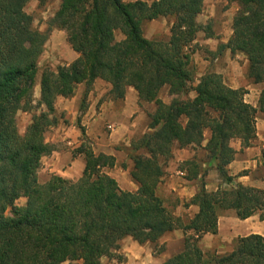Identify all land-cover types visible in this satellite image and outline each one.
Returning <instances> with one entry per match:
<instances>
[{
    "label": "trees",
    "instance_id": "1",
    "mask_svg": "<svg viewBox=\"0 0 264 264\" xmlns=\"http://www.w3.org/2000/svg\"><path fill=\"white\" fill-rule=\"evenodd\" d=\"M28 1L0 0V264H106L105 257L123 260L118 252L124 238L157 244L175 229L185 234L184 248L161 264H264L260 234L238 237L225 254L205 252L199 243L205 234L218 233L220 210L234 209L241 219L259 213L264 220V189L239 184L210 192L202 182L186 204L199 208L188 221L176 216L158 193L164 175L160 157L172 156L175 146L203 148L220 177L230 182L227 167L238 152L232 142L240 140L243 149L256 140V115L264 112V0H230L238 9L233 34L222 44L232 54L246 55L248 77L263 85L260 107L246 101L245 88L229 86L217 72L191 85L192 45L203 30L198 16L205 0H61L49 30H64L78 57L56 70L43 69L37 105L42 108L22 134L16 116L36 108L38 61L48 37L31 36ZM162 16L174 19L170 37H145L144 21ZM98 78L111 84L109 93L115 99L125 98L131 86L140 104L156 105L149 114L151 131L134 148H145L132 157L136 191L123 190L108 173L116 158L95 153L86 141L73 153L85 158L80 178L53 174L40 182L42 158L56 149L45 134L58 121L57 98L74 96L84 83L85 100ZM164 86L173 96L169 103L160 98ZM191 90L196 95L185 97ZM206 131L210 136L204 145ZM184 165L188 179L201 173L195 160ZM21 197L26 203L18 206Z\"/></svg>",
    "mask_w": 264,
    "mask_h": 264
},
{
    "label": "crops",
    "instance_id": "2",
    "mask_svg": "<svg viewBox=\"0 0 264 264\" xmlns=\"http://www.w3.org/2000/svg\"><path fill=\"white\" fill-rule=\"evenodd\" d=\"M231 34L232 32H230L228 37L222 38L221 41L227 43ZM74 53L78 57V53L75 51ZM245 63H247L246 59ZM245 63L244 65H246ZM228 83L233 88L242 87V84L237 78L230 77ZM102 84L108 87V91L111 87L110 83L102 79L98 78L95 80L92 89L88 93L89 95L87 94L88 101L91 103L89 109L83 115L82 126L86 127L85 135L90 139L95 153H105L113 155L116 158L115 165L107 169V171L119 183L121 172L125 174L130 173L133 167L132 163H130L131 159H127L128 167L123 168L121 165V162H124V159H126V151L132 146L133 136L139 132L143 134L146 131H150L148 118L149 114L153 113L156 107L152 102H142L140 104L137 91L131 86L128 87L125 98L119 99V101L109 94L110 97H106L104 90L101 89ZM79 85L80 88L78 90L81 92L74 94L71 98L58 97L56 108L60 106V109H68L69 114L74 113L71 110V105L74 104L75 106L81 97L84 98L87 88L84 83ZM245 87L249 90L245 95L246 101L256 106V103H253L249 99V96L252 98L257 97L258 100L261 96L262 84L248 82ZM259 115L260 118L258 117ZM107 125L112 127L111 130H106ZM256 129L257 138L251 146L242 149L240 140H234L232 142V146L238 152L234 160L227 167L228 175L231 177L230 182L220 177L219 171L213 162L199 159L197 150L194 147L179 148L175 146L173 148L174 150H172V158L165 167L163 166L165 158L160 157L159 161L163 166L164 175L159 184L158 191L162 188L164 192H174L176 197L180 198L182 203L177 205L178 210L174 212L175 215H186L192 218L199 211L197 205L190 204L186 206L185 202H190L196 195L202 186V182L205 183L206 189L210 192L216 191L219 188L232 189L239 184L264 189V112L262 111H258L256 115ZM81 136L83 134L80 128H77L74 123L65 124L58 130V133L52 141H55L57 144L65 141L68 145L73 144V147L56 148L52 154L45 156L44 159H48L47 168L50 166V174L45 179H42L41 172H39L40 181L46 182L52 174H57L71 180H76L81 177L85 168L84 155L78 153L74 156L72 152V150L81 145ZM209 136L210 133L208 132L207 134L206 132L204 145ZM188 160H195L200 165L201 173L197 177L188 179V172L182 166ZM203 173L205 174L203 175ZM128 180L130 182L127 184L126 191H136L138 184L129 176ZM131 184L133 185L132 187ZM122 189L125 190L124 188ZM181 230L175 229L168 232H173L174 235L172 234L173 236L167 238V240L173 237H176L177 240L176 242H171V244L169 241L167 248L158 254L160 259H156L157 257L153 253L152 246H150L153 243H139L132 237L124 238L121 242L122 246L120 249V252L124 255V260L117 262V264L163 263L168 258L183 250L184 242H181L183 239ZM253 233L260 234L264 237V220L260 219L259 213L246 219H241L234 209L220 210L218 233L205 234L200 240V246L204 251L214 249L219 254H225L233 249L235 239ZM174 243H177V245L174 246Z\"/></svg>",
    "mask_w": 264,
    "mask_h": 264
},
{
    "label": "rangeland",
    "instance_id": "3",
    "mask_svg": "<svg viewBox=\"0 0 264 264\" xmlns=\"http://www.w3.org/2000/svg\"><path fill=\"white\" fill-rule=\"evenodd\" d=\"M125 1H135V0H125ZM144 1L151 3L154 0H144ZM60 2L61 0H29L25 7V10L33 17L31 36L34 37V36H38L39 34L47 33L48 37L44 44L43 52L38 61L39 70L37 73L36 85L34 88V105H36V108L33 111H29V112L20 110L18 111L16 116L18 129L22 134L25 133L28 125L31 123L33 114L40 113V110L42 108V107L39 108L37 105H38V100L40 99V81H41V74L43 69L48 66L53 70H56L58 66L69 64L70 62H72L74 59L77 58V55L74 53V50L71 48L67 40L66 32L58 28H53L52 30H49L50 21L54 17L56 11L59 9ZM237 9H238L237 3L230 0H205L204 9L202 13L198 16V22L202 25L203 30L198 33L197 39L192 45V49H194L192 58H193V65L195 68L194 82L191 84L192 86L198 84L200 78L206 73L217 72V70H218L217 73L223 76L224 80L227 82L228 85H230L228 83L230 77L237 78V80L240 81V83L242 84L241 88H245V89H246L245 85H247L248 82H253L248 77L249 63L246 55L242 52H237L235 54H232L229 49H226L222 46V44H225L223 41H221L222 38L228 37L230 32H232L233 34L232 23H233V17ZM173 20L174 19L170 16H162L154 20L144 21L143 32L145 37L151 40H155V39L167 40L171 34L170 29ZM210 32L212 33V35L208 36V33ZM122 38H123L122 33L117 31L116 39L121 40ZM245 59L247 60V63H245ZM244 63L246 65H244ZM78 88H80V85H78L75 94L81 92L80 90H78ZM107 88L108 87L105 86L104 84L101 85V89L104 90L105 92L104 94L106 97L110 95ZM247 92H249V90H247ZM88 95L85 98V100L81 97V99L77 101L75 106L74 104L71 105V110L74 111V113L69 114L68 109L66 110L60 109L61 108L60 106L56 108V116L58 118V121L54 126L50 127L47 130L45 134V138L47 142L53 143L55 147L59 149H62V147H67V148L73 147V144L68 145L65 143V141H62L60 142V144H57L55 141H52V139L56 136L58 130L62 126L69 123H74L77 128H80V130L84 128L85 131L86 127L82 126V120L84 113L87 111V109H89L91 103L90 101H88ZM195 95H196L195 92L191 90L185 97L193 98ZM160 98L166 103L171 102L173 96L170 95L169 93V86H164L162 88V90L160 91ZM260 98L261 96L257 100V97L252 98L251 96H249V99L252 100L253 103H256V107H260V103H261ZM116 100L119 101V99ZM258 117L260 118V115ZM148 127H149V118H148ZM111 128L112 127L110 125L106 126V130L107 129L111 130ZM150 131H146L145 133ZM206 132L208 134L209 131ZM145 133L142 134L139 132L134 134L133 140L131 139L132 146L129 147L128 151H126L127 153L126 159H124V162L123 161L121 162L123 168L128 167L127 159H131L130 163H132L133 165L132 157L135 156V154L145 153L144 150L145 148H141L139 150L134 149L135 146L139 144L141 137ZM80 138H81L80 141L82 140L81 143L86 141L87 144L90 145L93 149V145L90 139L86 137V135H83ZM194 148L197 150L199 159L209 160L207 153L203 148L198 146ZM74 150H72L73 153ZM44 158L45 156L42 158L41 167L39 169V172H41L42 179H45L46 176L50 174V166L49 168H47L48 159L47 158L44 159ZM171 158L172 156H170L167 159H164L163 161L164 167L168 164ZM182 166L185 167L184 164ZM128 176L132 179L130 173L125 174L124 172H121V175L119 176V184L125 190H127L126 189L127 184L130 182L128 180ZM132 186L133 185L131 184V187ZM158 193L160 196L163 197L167 207L173 213L177 212L178 210L177 205H180L182 203L180 198L176 197L174 192L172 193L166 191L164 192L162 188H160ZM25 203H26L25 197H21L16 201V204L18 206L25 205ZM186 204L187 203L185 202V205ZM7 214L11 215L10 210L7 211ZM178 217L183 218L185 221H188L190 219V217L186 215L183 216L180 215ZM180 232H182L183 235V239L181 241L183 243L185 234L183 230H181ZM172 234L174 235L173 232L167 233L157 242V244L153 243L152 245H150L152 246L153 253L156 255L155 257H157L156 259L159 258L158 254H160L162 251H164L167 248V244L169 243V241L170 244L171 242H176L177 240L176 237L167 240V238L173 236ZM176 245L177 243H174V246ZM121 246L122 243L120 245V249ZM210 251H214V249L205 250V252H210ZM118 253L123 256V260H124V255L120 252V250ZM123 260H119L117 258H107V257L103 258V261L106 264H117V262H121ZM63 264H69V262H65Z\"/></svg>",
    "mask_w": 264,
    "mask_h": 264
}]
</instances>
